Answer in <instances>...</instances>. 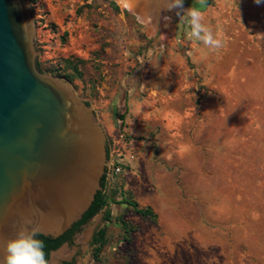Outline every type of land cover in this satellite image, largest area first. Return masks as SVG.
<instances>
[{
  "label": "rangeland",
  "instance_id": "rangeland-1",
  "mask_svg": "<svg viewBox=\"0 0 264 264\" xmlns=\"http://www.w3.org/2000/svg\"><path fill=\"white\" fill-rule=\"evenodd\" d=\"M29 2L42 70L77 65L56 77L95 111L109 161L128 166L105 191L156 216L110 203L74 238L101 219L77 264H264V0H184L225 42L193 41L195 55L187 20L163 4L151 31L117 0ZM126 76L144 85L129 108Z\"/></svg>",
  "mask_w": 264,
  "mask_h": 264
},
{
  "label": "water",
  "instance_id": "water-1",
  "mask_svg": "<svg viewBox=\"0 0 264 264\" xmlns=\"http://www.w3.org/2000/svg\"><path fill=\"white\" fill-rule=\"evenodd\" d=\"M107 150L91 105L38 68L29 0H0V242L22 226L58 238L80 221L102 190ZM100 221L49 264H77Z\"/></svg>",
  "mask_w": 264,
  "mask_h": 264
},
{
  "label": "clouds",
  "instance_id": "clouds-1",
  "mask_svg": "<svg viewBox=\"0 0 264 264\" xmlns=\"http://www.w3.org/2000/svg\"><path fill=\"white\" fill-rule=\"evenodd\" d=\"M204 2L205 0H200L201 4ZM255 2L259 4L261 0ZM165 3V10L175 11L180 20H187L190 27L187 36L190 40L200 41L213 51L224 47L223 38L204 23L203 14L199 9H184V0H165ZM129 4L134 6V0H129ZM30 223L29 220L24 221L25 225ZM37 236L36 229L22 226L14 238L0 242V264H49L44 252V243Z\"/></svg>",
  "mask_w": 264,
  "mask_h": 264
},
{
  "label": "trees",
  "instance_id": "trees-1",
  "mask_svg": "<svg viewBox=\"0 0 264 264\" xmlns=\"http://www.w3.org/2000/svg\"><path fill=\"white\" fill-rule=\"evenodd\" d=\"M32 1V0H31ZM70 60V61H69ZM66 62L69 61V64L67 65H62L64 67H62L61 65L58 66H47L46 69H49V71H51L53 73L54 76H59L60 73H64L65 68L67 67V69L69 71H73L76 72L77 71V65L69 58L65 60ZM38 68L42 70L41 64L38 62ZM80 74V73H79ZM69 78L73 77L70 73H69ZM87 104H89L87 102ZM108 152V157H109V151ZM123 169L127 170L128 166L126 164H123ZM105 176L102 178L101 181V186H102V190L97 192V194L95 195L94 201L91 205V207L85 212V214L83 215L82 219L80 221H78L77 223H75L68 231V237L67 236H62L59 239H54L51 237H47L41 234H38L37 238H39L40 240L43 241L44 243V252H45V256L46 259H49L50 253L52 251H55L57 249L60 248V246L62 245V243L75 233L78 232L81 229L82 225H85L86 223H88L91 219H93L98 213H100L101 211L104 210L105 207H108L110 203L114 204V206L119 205L120 207H128V208H132L134 211H136L139 215H141L144 218H155V213L152 211L151 208L146 207V208H142L139 207L138 203L136 202H130L128 200H123L122 202L119 201V196H123L124 195V191L118 187H114V189L111 190V192H107L105 191ZM112 187V186H111ZM126 203V205H123L124 203ZM112 216V212L109 210L106 213V219ZM106 242V229L103 228L101 229L94 237L93 239V243L94 245H96L95 249H94V253L99 251V247L104 246ZM98 245V248H97ZM94 259L97 261V264H102L100 262V260H98V256L96 254H94ZM67 264H73V263H67Z\"/></svg>",
  "mask_w": 264,
  "mask_h": 264
},
{
  "label": "bare ground",
  "instance_id": "bare-ground-1",
  "mask_svg": "<svg viewBox=\"0 0 264 264\" xmlns=\"http://www.w3.org/2000/svg\"><path fill=\"white\" fill-rule=\"evenodd\" d=\"M117 2L123 9L137 15L151 31L156 30L160 5H166L165 0H134V6L129 4V0H117Z\"/></svg>",
  "mask_w": 264,
  "mask_h": 264
},
{
  "label": "crops",
  "instance_id": "crops-1",
  "mask_svg": "<svg viewBox=\"0 0 264 264\" xmlns=\"http://www.w3.org/2000/svg\"><path fill=\"white\" fill-rule=\"evenodd\" d=\"M130 13V12H129ZM131 14V16L132 17H135L136 18V20H137V24H139V25H142V26H146L147 27V25H144L143 23H141V22H139V20H138V18H137V16H135V15H133L132 13H130ZM188 30V29H187ZM188 31H190V30H188ZM188 31H186V33H185V35H184V38H185V40L188 42V43H191L192 42V44H193V50H189V53L191 52V53H194V55H195V53L197 52V50L194 48V43H193V41H196V40H190L189 38H188V36H187V33H188ZM134 78V76H132V77H129L128 78V76H126V77H123L122 78V82H123V84H125V81L127 82L126 84H125V86H124V89L126 90V94L125 95H127L128 96V98L129 99H131L133 96H135L134 98H132L131 100H130V103H128L127 105H125V104H123V106H126V107H131V104H133V101H134V99H140V98H143L142 96H141V92H143V84L142 83H140L139 82V80H134V81H132V83H130L131 82V80ZM130 83V84H129ZM137 85H140V88L137 86ZM194 92V91H193ZM146 97V96H145ZM133 100V101H132ZM168 109V108H167ZM170 110V109H169ZM171 110H174V109H171ZM174 111H176V110H174ZM129 114H128V116H130V115H132V116H134L131 112H130V109H129V112H128ZM153 114H151L150 115V117L152 116ZM156 115V114H155ZM159 116H161V114L159 115ZM149 117H147L146 119H148Z\"/></svg>",
  "mask_w": 264,
  "mask_h": 264
},
{
  "label": "built area",
  "instance_id": "built-area-1",
  "mask_svg": "<svg viewBox=\"0 0 264 264\" xmlns=\"http://www.w3.org/2000/svg\"><path fill=\"white\" fill-rule=\"evenodd\" d=\"M123 164L124 162L122 161V158L118 157H111L108 165V170L106 174V181H108L109 186H112V181L114 180L115 177L119 176L121 173H123Z\"/></svg>",
  "mask_w": 264,
  "mask_h": 264
},
{
  "label": "flooded vegetation",
  "instance_id": "flooded-vegetation-1",
  "mask_svg": "<svg viewBox=\"0 0 264 264\" xmlns=\"http://www.w3.org/2000/svg\"><path fill=\"white\" fill-rule=\"evenodd\" d=\"M84 225H82L81 226V228L83 227ZM68 231L69 230H67L63 235H61L60 237H62V236H69L67 233H68ZM77 234V232H75L71 237H70V239L69 238H67L63 243H62V245L60 246V248L61 247H63L64 245H66L67 247H70V244H71V242L73 241V239H74V236ZM60 237H58V238H54V239H59ZM52 238V237H51ZM53 252V251H52ZM52 252L50 253V256H49V259H48V262L50 261V258H51V255H52ZM73 263V264H75L73 261H64V262H61V264H67V263Z\"/></svg>",
  "mask_w": 264,
  "mask_h": 264
}]
</instances>
